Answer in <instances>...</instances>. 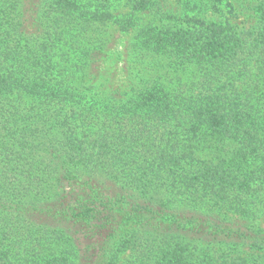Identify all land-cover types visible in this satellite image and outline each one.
Here are the masks:
<instances>
[{
    "label": "trees",
    "instance_id": "trees-1",
    "mask_svg": "<svg viewBox=\"0 0 264 264\" xmlns=\"http://www.w3.org/2000/svg\"><path fill=\"white\" fill-rule=\"evenodd\" d=\"M114 1L0 0V264H263L186 246L154 195L264 248V0Z\"/></svg>",
    "mask_w": 264,
    "mask_h": 264
},
{
    "label": "rangeland",
    "instance_id": "rangeland-1",
    "mask_svg": "<svg viewBox=\"0 0 264 264\" xmlns=\"http://www.w3.org/2000/svg\"><path fill=\"white\" fill-rule=\"evenodd\" d=\"M231 2L234 1H247L248 3L255 4V0H229ZM166 4L168 6L173 7V10L177 8V1L176 0H167ZM128 3L126 0H118L114 1L110 7V12L115 13L118 11L125 12L126 7ZM253 8L252 12H248L246 19L243 16L238 17L236 22H244V25L251 24L255 16L261 17L262 14L259 13V11H256V9ZM243 25L242 23L240 24ZM125 45V39L120 36L119 33H116L112 39V41L109 44V48L116 49V50H122ZM97 70H99L98 75L101 76L103 79H108L110 82H115V78L117 80L121 79V76H118L119 74L114 73V70L112 69L116 62H110L107 59V56H102L99 59H97ZM109 68V71H106V68ZM119 67V65H118ZM113 70V71H112ZM112 71V72H111ZM95 75V74H94ZM98 183L104 185V187L109 188L111 187L109 182L106 179H103V177H100L98 180ZM100 188L102 185H100ZM157 193L154 195L155 199L157 200V205L154 206L155 213L162 214L166 213L167 210L172 212L173 214H176L178 218V224L174 227L179 231V235L182 237L183 243L188 245H198L201 248L205 250L206 253H209L212 255V253L219 252V256L222 259H229V258H240V259H250V258H256L259 262H263L264 264V248L262 249H251L249 248V245H247L245 242L239 240V239H231L227 237L222 236H216V232L213 229H210L208 226H200L198 225L194 219L201 221V223L206 222V216L204 214H201L197 212L194 208V206L188 202H182L178 199H171L169 197V194L166 193V191L161 188L157 187ZM159 204V205H158ZM162 204V205H161ZM207 213V211H206ZM214 225L221 226L223 229V225L228 226V228H233V230H237V236L241 233L245 234H251L249 233L248 228L245 226V221L242 220L239 216H232L230 218H227L226 222H223L219 219H217L215 216L212 217ZM258 224L254 227L253 231L255 232L257 228H261L264 230V219H258ZM172 225V224H169Z\"/></svg>",
    "mask_w": 264,
    "mask_h": 264
}]
</instances>
